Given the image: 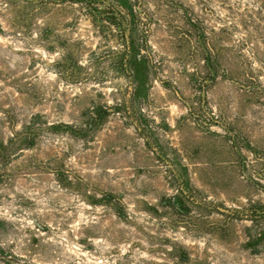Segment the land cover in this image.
<instances>
[{"label":"rangeland","instance_id":"374dc122","mask_svg":"<svg viewBox=\"0 0 264 264\" xmlns=\"http://www.w3.org/2000/svg\"><path fill=\"white\" fill-rule=\"evenodd\" d=\"M104 11L0 0V264H264V0Z\"/></svg>","mask_w":264,"mask_h":264},{"label":"trees","instance_id":"16d2710c","mask_svg":"<svg viewBox=\"0 0 264 264\" xmlns=\"http://www.w3.org/2000/svg\"><path fill=\"white\" fill-rule=\"evenodd\" d=\"M143 0H6L7 9L11 13L10 24L13 26H26L31 24L35 18V10L38 8H43L45 10H50L54 3H66L69 5H79L82 8L97 9L98 6L102 5L106 13L105 18L108 19L112 24L120 25L125 21L132 22L135 19V15L132 13V8L142 2ZM120 6H125L128 9L127 13H120L115 11ZM135 24V23H133ZM190 24L191 20H190ZM136 25V24H135ZM135 32L131 33V39L128 45L124 46V49L120 51L121 55L129 52L133 56H138L139 50L137 49V42L134 37ZM188 34L184 33L182 40ZM71 76H76L73 72L70 73ZM122 76L128 80V82L133 87L135 94H144V88L147 87L153 80L154 75L151 73H141L138 71H133L132 73H120ZM77 78V77H76ZM196 81V79H193ZM193 81V83H194ZM261 208L256 206H251L250 209L255 217H251V220L256 219V217H261L264 219V203H259ZM258 210V211H256ZM256 212V213H255ZM260 212V213H258ZM260 239L264 238V231L259 232Z\"/></svg>","mask_w":264,"mask_h":264}]
</instances>
